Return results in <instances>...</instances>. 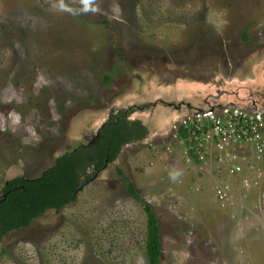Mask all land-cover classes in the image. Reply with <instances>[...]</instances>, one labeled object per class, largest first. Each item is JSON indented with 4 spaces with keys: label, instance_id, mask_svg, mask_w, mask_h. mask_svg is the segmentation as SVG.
<instances>
[{
    "label": "rangeland",
    "instance_id": "1",
    "mask_svg": "<svg viewBox=\"0 0 264 264\" xmlns=\"http://www.w3.org/2000/svg\"><path fill=\"white\" fill-rule=\"evenodd\" d=\"M57 2L0 0V194L90 140L115 107L133 103L129 117L148 134L121 147L72 202L7 232L0 264H150L142 204L156 219L157 264H264V177L246 194L242 175L220 171L231 184L221 204L213 165L185 166L173 133L164 136L175 114L164 104L181 94L159 85L164 73L204 72L205 86L219 80L264 103V0H96L90 14ZM199 89L181 99L204 108ZM153 98L161 101L139 115ZM172 169L182 171L177 180Z\"/></svg>",
    "mask_w": 264,
    "mask_h": 264
},
{
    "label": "trees",
    "instance_id": "2",
    "mask_svg": "<svg viewBox=\"0 0 264 264\" xmlns=\"http://www.w3.org/2000/svg\"><path fill=\"white\" fill-rule=\"evenodd\" d=\"M132 108L126 112L123 109L110 110L115 115L102 124L90 141L57 156L38 175L18 177L8 186L3 191L6 195L0 200V240L7 232L26 227L46 210L57 211L72 202L77 187L103 169L121 147L145 138V125L139 119L129 117ZM184 131L182 125L176 129L177 135ZM116 173L124 182V190L137 198L133 185L121 174V170L116 169ZM142 210L145 215V256L150 264H157L160 244L156 219L150 206L142 204Z\"/></svg>",
    "mask_w": 264,
    "mask_h": 264
},
{
    "label": "built area",
    "instance_id": "3",
    "mask_svg": "<svg viewBox=\"0 0 264 264\" xmlns=\"http://www.w3.org/2000/svg\"><path fill=\"white\" fill-rule=\"evenodd\" d=\"M211 105L174 124L173 139L176 155L185 166L213 165L211 172L219 174L214 196L224 204L229 201L231 184L220 171L228 177L242 175L240 186L246 194L264 177V118L238 108L209 110ZM179 125L185 128L181 135L176 133Z\"/></svg>",
    "mask_w": 264,
    "mask_h": 264
},
{
    "label": "water",
    "instance_id": "4",
    "mask_svg": "<svg viewBox=\"0 0 264 264\" xmlns=\"http://www.w3.org/2000/svg\"><path fill=\"white\" fill-rule=\"evenodd\" d=\"M190 78L191 79L189 80L188 85H185V84L182 85V83H180L181 86L179 87V89H182V91H184V89L187 87V89L185 90V91H187L186 93H188V92H196L197 93L198 90H201L199 88L206 89L207 87H209V86H205L203 84L204 80L209 78L208 74H205L204 72H198L197 74H191ZM224 83L219 82L217 84L216 88L213 89L211 94L206 93L207 95H204V98L205 97L206 98L207 97L212 98L210 102L213 105H211V107H209V110L222 109L225 107L238 108V109L245 111V112L259 114L260 116H262L264 118V111H263L264 107H261L263 105L260 104L259 99H257L256 97H253L252 95L250 97L249 93H247V94L245 93V96L239 97L238 96L239 90L232 87L234 85L227 86V85H229V84H227L226 86H224L225 88H222L221 85H224ZM176 85H178V84H176ZM175 89L180 92L179 89H177V88H175ZM228 94H230L231 97L228 98V96H229ZM233 96L235 97V99H233ZM223 97H227V98L223 99ZM215 98H217V100ZM151 101H152L151 102L152 105L154 103H155V105H158V104H156L157 100H155L154 98ZM165 102H167V101H165ZM164 105L171 107L172 111H175V114H172L165 122L166 129H165V135L164 136H166V134L172 129L174 124H179L186 118H189L195 114H199V113L204 112L205 111L204 108L206 107V106H204V108L195 107V106L190 105V103H187V102H177L175 104H173V103L171 104L170 102H167ZM181 106H183L184 110L187 111L186 113H184L182 115H180V114H178V112H176V110H179ZM131 107H133V106L130 105V107H128V108H131ZM133 108H135V107H133ZM102 124H104V122H102L98 126V128H100L102 126ZM91 179H92V177H90L88 180H86L82 184H80L77 187V189L75 190V192L79 191L82 188V186H84ZM5 195H6V191L2 192L0 194V200H2Z\"/></svg>",
    "mask_w": 264,
    "mask_h": 264
},
{
    "label": "clouds",
    "instance_id": "5",
    "mask_svg": "<svg viewBox=\"0 0 264 264\" xmlns=\"http://www.w3.org/2000/svg\"><path fill=\"white\" fill-rule=\"evenodd\" d=\"M79 5V9H73L65 4L64 0H58L52 7L73 14H90L99 11V8L96 6V0H79ZM181 175L182 171L180 169H172L169 172V178L172 180H177ZM138 264H146V262L141 257L138 259Z\"/></svg>",
    "mask_w": 264,
    "mask_h": 264
},
{
    "label": "flooded vegetation",
    "instance_id": "6",
    "mask_svg": "<svg viewBox=\"0 0 264 264\" xmlns=\"http://www.w3.org/2000/svg\"><path fill=\"white\" fill-rule=\"evenodd\" d=\"M219 82H220V81L217 80V81H215L211 86L207 87V88L205 89V90H206V93H210V94H211L212 91H213V89L216 88V86H217V84H218ZM221 86H222V85H221ZM160 89H161V88H160ZM186 89H187V87H186L184 90H186ZM198 92H200V90H198L197 93H198ZM144 96L148 99L149 97H154V94L151 93V91H150L149 93H145ZM215 99L217 100V98H215ZM148 100H150V99H148ZM155 100H160V99H159V98H155ZM205 100H206V101H205ZM160 101H161V100H160ZM202 101L205 103V104H204L205 106H207V105H211V102H208L207 99H206V97H205V98L203 97ZM210 101H211V99H210ZM147 102H150V103H151L152 101H145V102H143V103L137 105V106H139L138 108H141V110H140L139 112H137L139 115H140L141 113H143V111H146V112L149 111V112H150V109H151V108H150V109H148V108L146 109V104H147ZM177 102H184V99H181V98H180V99L177 100L175 103H177ZM260 103L263 105V106H261V105H260V106H261V107H264V103H263L262 101H260ZM131 105H132L133 107H135L133 103H132ZM166 106H167V105H166ZM128 107H130V105H128L127 107H124V106H123V107H120V106H119V107H115V108H113V109H111V110H114V111H115V110H118V109H123V110L126 112V111H129V110H128V109H129ZM154 107H156V106H153L152 108H154ZM131 108H132V107H131ZM135 108H136V107H135ZM135 108H132V109H133L132 112L136 111ZM147 110H148V111H147ZM263 111H264V109H263ZM132 112L130 111V113H132ZM176 112H178V114L182 115V114L186 113L187 111L184 110V107L182 106V110L179 109V110H176ZM114 115H115V112L111 113V111H109V118H110L111 116H114ZM148 121H151V120H148ZM105 122H106V121H105ZM105 122H104V123H105ZM145 127H146V129H147V126H146V125H145ZM98 129H99V128L96 129L95 134L93 135V137L96 135V132L98 131ZM173 131H174V129H171L166 135H170V134H172ZM147 134H148V131L146 132V135H147ZM146 135H145V137H146ZM93 137H92V138H93ZM92 138H91V139H92ZM91 139H90V140H91ZM90 140H88V141H90ZM88 141H87V142H88ZM18 177H22V176H18Z\"/></svg>",
    "mask_w": 264,
    "mask_h": 264
},
{
    "label": "crops",
    "instance_id": "7",
    "mask_svg": "<svg viewBox=\"0 0 264 264\" xmlns=\"http://www.w3.org/2000/svg\"><path fill=\"white\" fill-rule=\"evenodd\" d=\"M177 72V71H176ZM172 73V76L167 75L166 73L162 74L161 76H163L164 78H160V86H162L164 88V90H167L168 88H177L179 89V85L176 84H180V82H182V84L188 85L186 84L187 82L189 83V80L191 79L190 76L191 74H182L179 73V71L177 73ZM161 88V89H163ZM180 90V94L181 96H179V98H182V95H185L187 91H182V89Z\"/></svg>",
    "mask_w": 264,
    "mask_h": 264
}]
</instances>
